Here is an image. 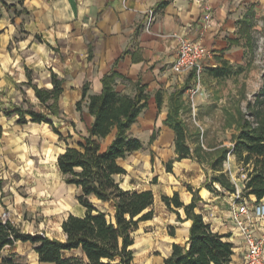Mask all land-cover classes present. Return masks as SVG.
Segmentation results:
<instances>
[{
    "label": "crops",
    "instance_id": "1",
    "mask_svg": "<svg viewBox=\"0 0 264 264\" xmlns=\"http://www.w3.org/2000/svg\"><path fill=\"white\" fill-rule=\"evenodd\" d=\"M3 1L6 4L0 2V215L7 212V219L24 231L62 239L61 223L67 215L84 213L78 193L74 201L66 192L68 187L78 192L79 188L64 181L57 167V155L67 142H75L80 135L87 134L93 121L87 107L88 95L100 93L102 76L115 70L122 75L116 79L117 90L132 93L139 82L149 94L147 107L130 129L137 136L133 131L140 126L138 130L147 144L137 136L143 145L118 159L126 172L116 178L126 189H151L154 204L159 198L167 211L166 225L174 230L173 235L169 233L170 239L154 241L157 253L149 264H163L173 242L185 244L191 223L185 219L183 208H178L182 220L175 211L167 209L161 195L177 191L180 200L188 203L192 190H197L200 197L195 211L202 213L214 230L229 234L228 240L233 243L229 264H242L245 242L235 228L230 211L236 192H228L217 183L208 188L206 169L196 158L175 159L174 131L163 121L171 92L184 85L190 74L176 73L171 68L177 48L173 34L184 33L211 50L205 68L216 65L219 58L232 64L241 62L246 45L238 32V21L250 9L254 10L255 20L259 16L264 19V0ZM150 9L153 17L148 25ZM205 14L209 17L205 18ZM236 37L239 42H232ZM26 69L39 87H52L51 71L61 78L60 111L51 119L62 137L46 122L19 123L17 114L4 113L14 104L26 106L24 98L36 109L45 110L34 89L26 83ZM83 85L86 96L78 108L76 103L82 98ZM157 91L162 93L160 107L155 99ZM53 151L61 181L43 186L35 195L28 181L41 177H36L32 164L40 160L41 153L47 156ZM169 159H174L170 171L166 170ZM237 188L241 194L242 184ZM247 198L256 199L254 195ZM51 223L55 224L57 235L47 230ZM1 255H10L24 264H53L39 261L30 241L17 240L6 245ZM0 264L4 263L0 261Z\"/></svg>",
    "mask_w": 264,
    "mask_h": 264
},
{
    "label": "trees",
    "instance_id": "2",
    "mask_svg": "<svg viewBox=\"0 0 264 264\" xmlns=\"http://www.w3.org/2000/svg\"><path fill=\"white\" fill-rule=\"evenodd\" d=\"M2 4L5 1L0 0ZM164 3V2H162ZM238 32L252 48V26L255 23L254 10L250 9L238 21ZM37 38L40 39L39 36ZM232 42L238 43L239 37ZM205 72L215 78L235 75L241 71V65H234L224 58L214 66H208ZM27 84L35 92L45 110H38L27 99V103L14 104L4 110L6 115L17 114V122H46L62 137L54 125L51 116L59 114V96L62 92V80L51 71V88L39 87L32 82L30 70L26 69ZM122 75L112 70L102 78L100 93L88 95V111L93 121L86 135L68 143L57 155V167L66 183L79 188L77 199L85 208L82 215L69 213L62 221V239L43 233H30L22 230L9 219L0 216V261L4 264H24L15 261L10 255L2 256L6 245L17 240L30 241L39 261L53 264H136L135 231L140 223L153 218L154 194L149 188L141 190L126 189L120 186L116 175L126 172L119 163V158L138 150L142 141L132 135L130 129L140 112L147 107L149 94L139 82L134 85V92H122L115 88L116 79ZM193 72L186 83L170 94L169 108L164 123L174 131V145L177 156L194 157L206 169L208 188L217 183L228 191L236 192L237 185L223 168V162L229 153L245 173L241 194L254 195L256 200L264 198V107L251 106L249 112L239 111L234 118L235 132L231 145L204 147L199 140V131L194 132L192 141L188 124L181 113L185 103L183 93L191 86ZM86 86L82 87V98L77 101L78 108L86 96ZM155 99L158 107L162 104V93L157 91ZM67 136H70L69 134ZM110 137L103 146V142ZM154 135L151 136L153 139ZM174 159L166 162L170 171ZM208 168L211 174L208 173ZM189 189L192 188L189 186ZM191 201L184 203L179 193L162 194L161 200L167 209L175 211L182 220L178 208H183L185 219H190L188 239L185 244L172 243L171 252L164 257L163 264H229L233 253V243L228 240V233L214 230L202 213L195 211L199 195L192 190ZM92 198L99 201L96 203ZM169 233L174 234L169 226Z\"/></svg>",
    "mask_w": 264,
    "mask_h": 264
},
{
    "label": "rangeland",
    "instance_id": "3",
    "mask_svg": "<svg viewBox=\"0 0 264 264\" xmlns=\"http://www.w3.org/2000/svg\"><path fill=\"white\" fill-rule=\"evenodd\" d=\"M252 42L253 46L250 48L248 43L243 40V44L246 45L243 59L241 62L233 63L235 66L241 65L239 73L215 78L204 70L201 76V85L193 96H190V91L183 93L185 106L181 115L192 134L191 141L194 139V132L199 131V140L204 147L231 145V137L236 130L233 120L239 111L248 113V102L251 106L264 107V19L260 16L256 18L252 28ZM139 128L140 126L135 127L133 132L143 138L144 134L139 132ZM142 140L146 145L147 139L143 138ZM55 154L54 151L47 156L45 153H41L40 160L35 165L32 164L35 166L33 171L37 173L36 177H41L28 181V186L32 187L35 195L43 186L61 181L62 176L55 166ZM223 168L240 187L245 173L242 172L243 170L233 154H228L227 159L223 162ZM208 173L211 174L209 168ZM21 187L19 185L18 189ZM66 192L71 196V200L76 201L77 190L73 191L68 187ZM20 193L22 192L20 191ZM161 205H163L162 202L157 198V202L153 205L155 216L149 221L141 222L134 233L135 244L133 247L136 264L151 262L152 255L157 253L154 250L156 239H170L169 224L166 225L167 211ZM47 230L52 235H57L54 223L49 224Z\"/></svg>",
    "mask_w": 264,
    "mask_h": 264
},
{
    "label": "built area",
    "instance_id": "4",
    "mask_svg": "<svg viewBox=\"0 0 264 264\" xmlns=\"http://www.w3.org/2000/svg\"><path fill=\"white\" fill-rule=\"evenodd\" d=\"M148 13L149 25L153 17L152 10L150 9ZM204 17L208 18L209 15L205 14ZM173 35L177 40V48L171 68L176 73L193 72L191 86L187 89L192 97L201 85L205 59L211 55V50L184 33ZM234 195L230 211L235 228L245 242L246 251L242 264H264V198L250 200L246 196H241L238 188ZM0 216L7 219L8 214L4 211Z\"/></svg>",
    "mask_w": 264,
    "mask_h": 264
}]
</instances>
